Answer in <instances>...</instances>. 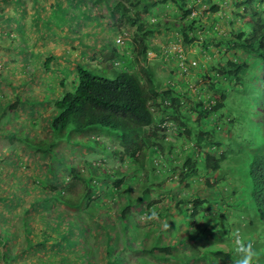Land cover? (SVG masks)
I'll return each instance as SVG.
<instances>
[{"label":"trees","instance_id":"obj_1","mask_svg":"<svg viewBox=\"0 0 264 264\" xmlns=\"http://www.w3.org/2000/svg\"><path fill=\"white\" fill-rule=\"evenodd\" d=\"M94 3L111 18L109 30L112 28L113 35L121 40L114 42L115 47L107 53L91 54L98 59L95 65L113 70V77L99 76L93 72L94 68L81 65L73 57L68 58L74 60L73 71L64 64H58L59 71L53 70L50 64H54V56L47 51L40 62L39 53L32 52L34 46L29 45L23 33V22L9 13H0L12 22L0 34L6 39V48L17 54L11 55L9 61L11 78L19 79L17 83L10 77L3 78L0 92L4 96L20 90L12 84L45 86L40 94H33L29 86L22 90L29 95L36 111L43 108L52 111L48 122L50 139L45 144L38 141L46 152L53 145L52 137L61 141L73 130L83 132L99 127L110 133L102 136L112 139L103 149L107 148L109 155L120 159L122 164L127 160L135 169L142 170L148 164L145 157L151 152L167 157L164 165L175 171V185L172 177L165 180L159 177L149 187L142 186V181L127 183L124 177L111 175L116 168H108L106 174L107 162L98 149L101 145L97 133L93 146L80 141L72 145L76 148L69 149L66 143L61 152L68 151L71 158L64 163L65 175L47 162L46 184L38 187L36 183L37 187L30 189L23 199V206L18 204L3 214L0 264H234L237 257L231 252L230 234L237 230L243 237L256 241L258 264H264L262 149L252 150L243 207L232 205L227 213L217 199H203L194 192L184 200L187 195L173 193L174 187L187 189V181L200 175L196 167L199 155H203L205 171L217 169L223 159L221 150L219 157L208 154L209 149L219 147L218 138L212 139L214 131L206 126L192 134L190 125L216 122L212 115L223 106L226 87H230L226 83L230 80L229 85L238 84V76L248 67L249 59H257L264 69V0H221L218 5L211 0H94ZM201 5L205 8L197 11ZM226 6L229 11L224 10ZM204 13L205 22L210 20L213 25L220 21L225 25L224 35L219 33L213 51L202 44V58H188L183 49L173 52L167 60L175 63V70L171 67L167 72L164 66L167 50L165 44L160 45L155 39L156 34L160 30L165 34L173 31L182 48L190 46L196 30L202 28ZM37 22L41 24V18ZM47 29L49 25L45 29L42 26V31ZM213 32L218 33L216 29ZM149 52H154L153 59H148ZM240 54L247 59L238 61ZM209 56H214V61L207 69ZM157 63H162L166 75L160 76L155 71L152 64ZM34 76L40 82L30 85ZM194 81H198V86L190 92L188 87ZM15 104L12 101L8 107L14 109ZM190 111L196 114L192 122ZM169 130L173 136L165 135ZM84 150H90L94 158H75L76 152ZM55 177L56 183L51 181ZM96 177L101 180L99 186ZM201 180L205 192L215 184L208 183V178ZM168 183L172 185L167 186ZM153 187L160 193L152 196L149 188ZM152 211L159 214V221H147ZM165 221L170 224L167 231L162 229L161 222ZM179 226L186 239L181 240L183 248L172 249L171 237ZM158 236L167 242L161 239V243H156L154 239ZM200 240L207 245L200 248Z\"/></svg>","mask_w":264,"mask_h":264},{"label":"rangeland","instance_id":"obj_2","mask_svg":"<svg viewBox=\"0 0 264 264\" xmlns=\"http://www.w3.org/2000/svg\"><path fill=\"white\" fill-rule=\"evenodd\" d=\"M18 1L22 4L21 9L24 12L13 9L12 7L15 5L14 2L10 0H0V13L17 15L20 17V21H23L22 17L24 15L26 18H29L27 11H29L31 5L35 4V2L41 3L43 8L41 14H34L33 18L35 17L36 21H39L41 18V25L44 29L49 24V30L56 27V29H59L63 33L72 34L73 38L71 40L67 39L69 45L64 47V49L69 50L71 47H79L78 54L75 53L74 55L73 53L72 57H74V60L76 62H80L83 66L94 68L93 72L99 76L107 78L113 77V70L106 66L101 67L100 65L92 63V58L94 56L91 54L95 52H98L99 54L107 53L110 48L115 47L114 42L116 39V36L113 35L112 28L109 30L111 18L107 16L105 11L102 12L103 10H101V6L100 8H97L96 6H98V4H93L94 0ZM59 1H63L64 3L67 2V4H61L63 5L62 7L61 5L54 7L56 2ZM211 1H214L218 5L221 0ZM226 1L228 2L230 0ZM48 3L50 7H48ZM51 4L54 6H51ZM195 5L200 6L197 3ZM203 8H205V6L201 5V9H197V11H201ZM224 10L229 11L227 6L224 7ZM92 12L94 13L93 16ZM102 15L107 16V18H102ZM205 18L206 13H204L201 17V30H196V38L193 39L190 46L185 48H182L179 41L175 39V35H172L173 31L165 34L164 31L160 30L156 34L157 38L155 39L160 45L165 44L163 46H169L166 48L167 52L164 53V59H166V64H164V66L167 68V72H170L168 70L171 67L175 70V63L171 60H167V58L173 55V52H180V50L183 49V53L185 52V55L188 58L190 56H194V58H202V54H204L202 52V44L204 43L210 46V51L214 50V44L220 37L219 33L223 34L226 27H224L225 25L220 21L219 23H213L212 25L209 22L210 20L205 22ZM92 23L95 28L96 37L94 41H91V44L82 46V41H85L86 37H91L89 35L90 33L83 36H81L80 33L83 29L84 33L90 32L85 30L87 26L90 27ZM11 24L12 22L8 17L0 16V33L7 31L11 27ZM215 29L218 33L213 32ZM12 34L14 35V33ZM0 35V83H3L2 81H4L5 78L8 80L9 77L11 78L12 72L10 69L9 59L12 57L10 58V56L17 54L10 52V49L6 48L7 42L4 41L6 39L2 37V34ZM75 36L78 38V41H75ZM100 44H102V46L99 47ZM55 53L58 52L55 51ZM214 53L212 55H214ZM242 55L240 54L238 61L247 59L246 56ZM213 57L214 56H209L207 60L208 65H205L207 69H209L210 64L214 61ZM204 58H207V56ZM59 60L65 63L64 65L68 67L70 72L74 70L75 64L73 60H68L65 56L63 59L60 57ZM56 61L58 62V60ZM247 62L248 67L238 76V84L229 85L230 80L226 83V85L230 87H226L223 106L218 109L214 115H212L216 122L214 124L202 123L200 125H190L192 134L196 133L198 128L203 129L206 126L207 129H212L214 131L212 139L214 140L215 137L218 138L215 140L217 144H219V147L217 148L214 146L212 149H209L208 154L213 157H219L221 155V150L223 159L219 160L217 169L205 171L203 155H199L196 167L201 176L199 175L197 178L188 180L187 189L182 186L184 187V189H182L183 191L177 187H174L173 189V193H182V195H187L183 196L184 200L188 199V195L194 192H196L197 195L203 199L211 201L217 199L218 201H221L222 209L227 213L231 211L230 207L232 205H240L241 207L246 205L245 198H247L248 194V179L246 178V175L248 174V164L250 162V158L253 157L252 150L262 149V151H264V69L260 66V62L257 59L251 58ZM50 65L53 66L54 64ZM156 67H159L162 71H159L160 76L166 75L165 67H162V63H157ZM23 68L24 66H22V69ZM53 70L59 71V68ZM11 79L14 80L15 78ZM66 80L68 81L69 79ZM14 81H16V79ZM16 82L19 83V79ZM30 82V85H32L39 83L40 80L34 76L30 79ZM197 84L198 81H194L193 85H189V91H194V89L198 86ZM12 85L13 88L18 87L20 90H13L14 94L4 96H2L0 92V220L8 208L11 209L13 206L15 207L18 204L23 206L25 203L23 199L26 198L30 189L37 187L36 183L39 184L38 187H41L42 184H46L45 173L47 162L49 166L52 165L53 167H56L60 171L61 175H65L67 165L64 163L69 162L68 159L71 158L68 151L63 150V152H61L64 147H67L66 143L70 145L67 147L69 149L72 147L76 148L72 145L77 144V142L80 143V141L84 144L87 143L89 146H93L92 142L96 133L99 135L98 142H100L101 145L98 149L101 153H103L102 155L106 158L107 162L105 168L106 174L107 170L116 168V170H111V175L114 176V178L124 177L127 183L132 182L134 184H138L139 181H142V186L149 187L156 184L153 181H156L159 177L164 180L168 177H172V184L175 185V171L173 172L172 170H169L164 165L166 164L167 157H163L155 151L151 152L147 155V157H145L148 164L147 166H144L142 170L135 169V167L127 160L125 161V164H122L119 161L120 159L114 156L113 158L109 155L110 153L107 148L103 149V147L105 148L107 145L112 143V139L106 135L102 136V134L110 133H108V131L106 133L103 132L102 130L104 129L99 127H93L92 129L88 128L83 132L73 130L71 134H68V137L64 136L62 138L63 142H61L62 140L59 141L57 138L52 137L53 145L48 148V152H46L43 148H41L38 141L45 144L46 139H50L48 137L50 132V129H48V122L52 111L44 108L36 111V106H32L29 95L25 94L22 90V88L29 86L27 83ZM50 93L52 94L51 91ZM12 101H16L14 109H10L8 107L12 104ZM195 115V113L190 111L189 119H191V122L196 118ZM171 131L172 130H169L165 133V135L168 134L169 136H173ZM216 133H218V135H216ZM192 139L195 141L193 136ZM82 148H86V146ZM190 150L191 147L188 150V154H190ZM89 154L91 155L90 157L88 156ZM75 158L80 160L83 158L90 159L94 158V154L90 150L78 151L75 153ZM153 158L154 160H152ZM56 168L54 172L56 171ZM202 178L205 180L208 178V183H215L213 186H210V189H206V192L203 189V183H201ZM57 179L58 177H55L51 181L56 183ZM95 180L97 181L96 185L99 186L101 184L99 177H96ZM109 180L111 181L110 178ZM166 185L169 186L170 183ZM149 189L151 190L150 192L152 193V196L160 193V191L157 192V188L153 187ZM227 204L230 206H226ZM235 219L237 218L235 217ZM13 220L15 222L18 221L17 217H13ZM1 227L2 223L0 222V229ZM181 232L184 231L181 230L180 226L174 230L175 235H180L181 237L177 238L175 235L171 237L172 249L174 247L183 248L184 244L181 240L186 239V237L182 235ZM161 239L163 238L158 236L154 239V241L159 244L161 243ZM163 241L167 242L164 239ZM252 241L255 245L256 241ZM199 242L198 245H200V248L207 245L203 242V240H200ZM230 248L233 253V248Z\"/></svg>","mask_w":264,"mask_h":264},{"label":"crops","instance_id":"obj_3","mask_svg":"<svg viewBox=\"0 0 264 264\" xmlns=\"http://www.w3.org/2000/svg\"><path fill=\"white\" fill-rule=\"evenodd\" d=\"M10 1L15 3V5L12 7L13 9H17V10H20V12H24L21 9L22 4H20L18 0H10ZM61 4L65 5V3L63 1L56 2V5H61ZM62 6L63 5H61V7ZM48 7H50L49 3H48ZM42 9H43L42 5L39 2H35V4L31 5V7L29 8V11H27L29 18H26L25 15L22 17L23 33L27 37V39H28L27 41H28L29 45L34 46L32 52L33 53H39L38 55H39L40 62L44 59L46 52L48 51L49 53H51L54 56V58L52 59V63H54L52 68L57 69L58 67H60L58 64H65L63 61H60L59 58L64 57V55H65V58H67V59L71 58L73 56V53H74V55H75V53L78 54L79 47H71V49H69V50L64 49V47L69 45L67 39L71 40L73 38L72 37L73 35L69 34V33H63L59 29H56L55 25H54L55 28L52 30L47 29L45 31L44 30L42 31L41 24L37 23L35 17L33 18L34 14L40 15ZM30 10H31V13H30ZM93 14L94 13L92 12V16H93ZM12 16L14 18H16V20H20V17L17 15H12ZM60 29H62V28H60ZM85 31H90V32L84 33V29H83L81 31L80 35L83 36V35H88L90 33L89 35L91 38L86 37L85 41H82V43H81L82 46H86V45L91 44V40L94 41V39L96 37L95 28L93 26V23H92V25H90V27L87 26ZM74 39H75V41H78L77 40L78 38L76 36ZM58 49H59V51H58ZM55 51H57L58 53H55ZM56 55H58V56H56ZM149 55L150 56H148V59H150V58L153 59L155 56L154 52H149ZM92 59H93L92 63H95V64L98 63L97 62L98 59L96 56H94ZM56 60H58V62ZM152 66L154 67L156 72H157V70H158V72L161 71L159 67H156V64L155 65L152 64ZM37 72L42 76L44 75L43 71L41 72L38 70ZM29 88L33 89V94L34 93L40 94L42 92V90L45 88V86H42V87L41 86H29L28 89Z\"/></svg>","mask_w":264,"mask_h":264},{"label":"clouds","instance_id":"obj_4","mask_svg":"<svg viewBox=\"0 0 264 264\" xmlns=\"http://www.w3.org/2000/svg\"><path fill=\"white\" fill-rule=\"evenodd\" d=\"M117 39V38H116ZM147 221H159V214L152 211L147 217ZM162 229L167 231L170 229L168 222H161ZM233 243V252L237 259L234 260V264H258L259 253L254 248V243L250 238L243 237L240 232L233 231L231 234Z\"/></svg>","mask_w":264,"mask_h":264},{"label":"built area","instance_id":"obj_5","mask_svg":"<svg viewBox=\"0 0 264 264\" xmlns=\"http://www.w3.org/2000/svg\"><path fill=\"white\" fill-rule=\"evenodd\" d=\"M115 42H116V43H121L120 38L115 39Z\"/></svg>","mask_w":264,"mask_h":264}]
</instances>
